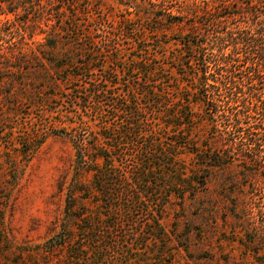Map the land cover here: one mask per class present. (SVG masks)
I'll return each mask as SVG.
<instances>
[{
  "label": "rangeland",
  "instance_id": "obj_1",
  "mask_svg": "<svg viewBox=\"0 0 264 264\" xmlns=\"http://www.w3.org/2000/svg\"><path fill=\"white\" fill-rule=\"evenodd\" d=\"M261 32L264 0H0L8 238L40 244L71 225L65 209L80 145L121 135L131 121L166 152L174 145L188 176L207 178L194 199L171 191L153 210L165 235L132 245L142 252L132 264H264ZM21 40L17 57L9 47ZM129 131L115 159L123 169L134 168L143 143ZM116 228L109 236L121 246Z\"/></svg>",
  "mask_w": 264,
  "mask_h": 264
},
{
  "label": "trees",
  "instance_id": "obj_2",
  "mask_svg": "<svg viewBox=\"0 0 264 264\" xmlns=\"http://www.w3.org/2000/svg\"><path fill=\"white\" fill-rule=\"evenodd\" d=\"M241 30L246 31L244 28ZM250 37L252 34L246 36L248 39ZM260 39L264 41L262 32ZM22 42L23 40L17 41L10 46V52L15 54L17 50L19 54ZM261 44L259 64L264 66V42ZM89 45L93 48L100 46L97 42H90ZM4 55L6 54L0 51V59ZM208 85L203 84L205 96H208ZM186 108L185 117L189 123L193 113ZM126 124L129 129L121 135L103 134L104 138L109 139L103 143H98L99 137L92 135L88 149L80 145L79 159L75 165L65 209L71 225H64L59 233L43 243L15 245L4 232L0 220V256L4 260L3 264H132L131 257L142 254L140 251H133L132 248L136 247L132 245H137L140 241L142 243L148 237L161 239L165 235L160 212L155 216L153 210L159 208L161 211L163 203L169 200L171 191L183 202L185 191L189 190V197L194 199L198 190L206 188L207 178L204 174L198 176L192 170L193 177L188 176L184 159L177 158L179 151L173 144V148H166V152L153 134L140 135L139 123L131 125V121H127ZM130 129L137 133V138L143 137V143L139 153L135 155L139 160L134 168L123 169L115 163V159L119 160V157L126 154L120 151L119 144L122 143L121 137L126 136ZM89 172L91 178L84 179V174ZM159 179L162 183L158 182ZM139 221L138 226L135 225ZM143 223L145 227L141 229ZM128 225L133 229L131 232L127 231ZM116 227L123 233L121 246L116 245L115 239L109 236L112 230H117ZM111 249L115 254L107 256V251Z\"/></svg>",
  "mask_w": 264,
  "mask_h": 264
}]
</instances>
